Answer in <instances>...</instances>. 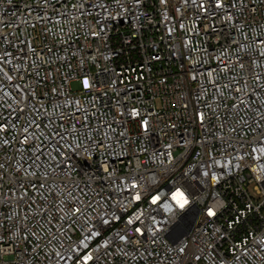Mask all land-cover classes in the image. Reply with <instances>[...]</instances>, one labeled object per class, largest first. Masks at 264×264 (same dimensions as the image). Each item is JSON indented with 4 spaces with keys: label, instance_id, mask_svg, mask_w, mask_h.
Returning <instances> with one entry per match:
<instances>
[{
    "label": "built area",
    "instance_id": "obj_1",
    "mask_svg": "<svg viewBox=\"0 0 264 264\" xmlns=\"http://www.w3.org/2000/svg\"><path fill=\"white\" fill-rule=\"evenodd\" d=\"M0 264H264V0H0Z\"/></svg>",
    "mask_w": 264,
    "mask_h": 264
},
{
    "label": "snow or ice",
    "instance_id": "obj_2",
    "mask_svg": "<svg viewBox=\"0 0 264 264\" xmlns=\"http://www.w3.org/2000/svg\"><path fill=\"white\" fill-rule=\"evenodd\" d=\"M178 203H179V201H178ZM185 203H186V201H185ZM180 206L183 207V203H181Z\"/></svg>",
    "mask_w": 264,
    "mask_h": 264
}]
</instances>
